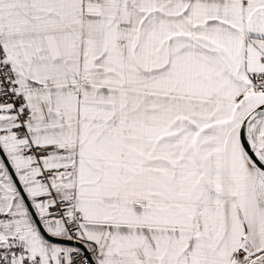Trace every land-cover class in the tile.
<instances>
[{
  "label": "snow or ice",
  "instance_id": "6c2138e0",
  "mask_svg": "<svg viewBox=\"0 0 264 264\" xmlns=\"http://www.w3.org/2000/svg\"><path fill=\"white\" fill-rule=\"evenodd\" d=\"M0 264H264V0H0Z\"/></svg>",
  "mask_w": 264,
  "mask_h": 264
}]
</instances>
